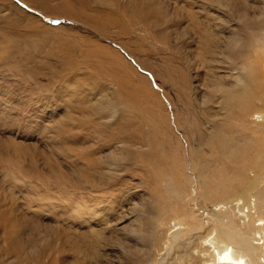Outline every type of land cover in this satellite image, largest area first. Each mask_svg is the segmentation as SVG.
Returning a JSON list of instances; mask_svg holds the SVG:
<instances>
[{
	"label": "rangeland",
	"instance_id": "1",
	"mask_svg": "<svg viewBox=\"0 0 264 264\" xmlns=\"http://www.w3.org/2000/svg\"><path fill=\"white\" fill-rule=\"evenodd\" d=\"M184 1L0 0V264H74V239L80 234L92 237L94 231L107 241L99 245V256L84 258L83 264H100V258L105 264H165V253L158 255L154 247L162 231L161 207L169 205L168 218L174 209L195 211L188 223L216 212L218 200L199 194V174L183 172L185 183L195 180L184 203L164 190L161 176L169 169L151 163L159 154L166 162L169 153L176 158L181 153V166L191 167L187 155L168 142L167 127H162L163 138H155L154 123L161 124L160 119L166 122L170 116L173 128L181 130L178 136L184 134L177 118L185 129L210 136L225 126L220 123L224 106L213 102L220 93L201 104L205 84L222 82L224 58L219 64L211 58L213 50L205 54L201 49L212 70L184 62L178 30L171 26L187 21L179 12ZM263 1L255 0L259 7L250 9L239 0L223 2L228 6L198 0L194 10L203 22L210 17L209 24L243 28L249 38L252 31L238 17L248 8L261 16ZM75 11L106 26L107 33ZM245 54L246 62L254 61L256 53L249 56L246 49L237 50L236 59L241 62ZM105 93L117 107L106 119L92 112L97 99L106 101ZM93 122L109 127L88 139ZM116 122H122L124 131L116 129L114 135L118 132L128 142L120 144L127 147L120 153L124 164L114 178L109 176L113 179L101 193L111 201L100 210L116 212L113 226L106 228L101 219L79 213L80 207L92 210L99 204L90 202V192L78 184V177L86 156H108L110 151L102 146ZM159 140L157 148L154 142ZM195 147L192 158L203 166L208 153L198 143ZM191 197L195 204L189 203ZM114 232L119 238L111 237ZM138 236L144 241L137 243Z\"/></svg>",
	"mask_w": 264,
	"mask_h": 264
},
{
	"label": "bare ground",
	"instance_id": "2",
	"mask_svg": "<svg viewBox=\"0 0 264 264\" xmlns=\"http://www.w3.org/2000/svg\"><path fill=\"white\" fill-rule=\"evenodd\" d=\"M239 1L250 9L259 7V5L255 7V0ZM184 2L182 6L179 5V12H182V15L184 13L183 17L186 16L187 21L183 25L180 22H174L171 25L178 30L179 37H176L178 42L183 45L184 62L193 65L196 69L207 68L210 58L202 54V51L207 54L208 50L214 51L215 54L211 58L219 64L224 58L225 64L221 66L224 72L222 73L223 80L216 85L205 84L207 91H204L206 94L201 96L203 99L201 104L203 105L205 101L210 102L212 96L220 93L215 96L218 101L214 99L213 102L224 106L220 123H224L225 126L219 133L210 136L204 130L185 129V126L175 117L184 134L178 136L176 132L181 130L177 127L173 128L170 116L166 122L160 119L163 121L161 124L154 123L157 127L155 138H163L162 127H167L168 142L173 145V150L182 151L187 155L186 159L191 162V167L190 164L181 166V161L178 160L182 156L181 153L177 158L173 153H169L170 159L166 162H163L166 156L158 153L157 159L153 160L151 157V163L154 167L162 165L169 169L162 176L159 174L164 190L176 194L181 202H186L185 198L188 197L190 191L188 186L195 182L194 179H188L185 183L181 178L184 171L190 170L194 174H199V194L202 197L208 195L218 200V203L215 205L216 212H209L207 217L198 219L200 222L195 220L193 223H188V218L189 216L194 218L195 211L191 213L189 208H186L184 212L174 209L171 217L168 218L166 214L169 205L161 207V218L158 225L162 231L157 233L154 247L157 248L158 255L165 253L161 258V260H167L165 264H264V20L262 19L264 1L260 7L263 13L261 16H255V13L253 16L248 8L245 15L238 17V20L245 19L244 23H247L248 32L252 31L251 37L248 35L249 38L245 36L246 31L244 32L243 28L235 31L229 23L227 25L230 27H222L221 24L216 23L212 25L209 24L212 20L210 17L203 22L201 16L198 15V10H194L198 0ZM209 2L228 6L227 3H223L226 0H209ZM234 12L238 13L237 10ZM74 13L79 17L86 18L89 23L106 32L104 28L106 26L103 24L97 23L77 11ZM254 22L257 23L256 27L253 26ZM121 31L124 32V28ZM186 46L190 48L191 53H187L189 51L186 50ZM195 46L197 48L192 50L191 47ZM239 49L241 51L246 49L249 56L256 53L253 57L254 61L247 60L246 62L245 54L239 62L235 55ZM209 67H211L209 70H212V66ZM213 76L215 77V75ZM209 90L211 94L207 93ZM104 97L106 101L102 97L96 100V106L92 112L97 111L100 118L106 119L117 110V107L114 99H110L107 93ZM189 97L187 95L186 99ZM194 109L197 110V106ZM82 110L85 111V109ZM229 120L231 122L228 123ZM121 123L117 125L116 122L111 125L112 135L110 134V139L102 146L110 151L107 157L100 156L96 159L92 155L86 156V163L80 168V163H77L78 179L80 180H78V184L85 185L83 188L90 192V202L99 204L95 209L80 207L78 211L101 219V223L105 224L106 228H109L110 225L113 226L112 215L116 212H108L103 208L100 210L102 203L111 201L108 194L101 193L106 190L104 188L106 184L119 172L118 167L124 164V158L120 153H123L127 147H120V144L128 141L119 137L118 132L117 136L114 135L116 129L121 132V127H123ZM91 127L90 133L86 135L88 139L92 135H95L93 138H96L104 134L109 126L93 122ZM191 136L194 138L191 139ZM161 140L154 142L155 145L157 143V148L161 144ZM197 143L200 149L204 146V152L208 153L205 158L207 162L203 166L198 164L201 161L197 157L195 160L192 158V156L195 157ZM149 165L151 166L150 163ZM153 189L155 190V188ZM97 193L101 195L95 197L94 195ZM196 200L191 197L189 203L195 204ZM106 205L108 208L111 207L109 204ZM228 206L230 211L226 210ZM179 213H183L185 216L182 218ZM92 231L89 232L92 233ZM92 235V237L91 235L87 237L80 234V236L77 235L78 238L74 239L76 242L72 244L75 255L74 264H83L82 259L99 256V245L106 242L107 239L99 231L96 233L94 231ZM113 235H111L112 238H119L115 232ZM136 240L137 243L144 241L140 236ZM99 262L105 264V259L100 258Z\"/></svg>",
	"mask_w": 264,
	"mask_h": 264
}]
</instances>
